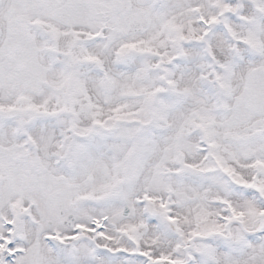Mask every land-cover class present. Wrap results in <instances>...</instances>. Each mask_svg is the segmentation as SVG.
I'll list each match as a JSON object with an SVG mask.
<instances>
[{
	"label": "snow or ice",
	"instance_id": "obj_1",
	"mask_svg": "<svg viewBox=\"0 0 264 264\" xmlns=\"http://www.w3.org/2000/svg\"><path fill=\"white\" fill-rule=\"evenodd\" d=\"M0 264H264V0H0Z\"/></svg>",
	"mask_w": 264,
	"mask_h": 264
}]
</instances>
